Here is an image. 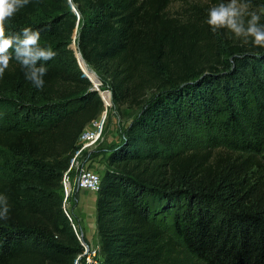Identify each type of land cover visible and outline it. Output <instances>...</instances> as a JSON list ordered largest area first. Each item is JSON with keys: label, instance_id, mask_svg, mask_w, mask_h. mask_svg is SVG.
Masks as SVG:
<instances>
[{"label": "trees", "instance_id": "obj_1", "mask_svg": "<svg viewBox=\"0 0 264 264\" xmlns=\"http://www.w3.org/2000/svg\"><path fill=\"white\" fill-rule=\"evenodd\" d=\"M72 1L79 18L69 0H30L5 22L39 30L56 56L42 90L14 58L0 77V264L83 251L61 177L104 99L70 46L76 25L113 104L138 108L101 171L95 264H264V47L211 30L209 9L228 0L176 14L173 0ZM247 2L264 23V0Z\"/></svg>", "mask_w": 264, "mask_h": 264}, {"label": "clouds", "instance_id": "obj_2", "mask_svg": "<svg viewBox=\"0 0 264 264\" xmlns=\"http://www.w3.org/2000/svg\"><path fill=\"white\" fill-rule=\"evenodd\" d=\"M29 2L30 0H0V77H3L5 69L14 58L24 69L26 79L36 89L42 90L47 68L41 62L53 59L56 52L51 46H40L39 30L24 27L19 33L6 34L5 29V22ZM260 20V14L249 10L247 0H228L227 3L211 7L206 22L214 33L225 28L236 38H243L245 43L251 38L255 46L264 47V23ZM232 63L235 66L234 60ZM8 211L7 197L0 195V219H7Z\"/></svg>", "mask_w": 264, "mask_h": 264}, {"label": "rangeland", "instance_id": "obj_3", "mask_svg": "<svg viewBox=\"0 0 264 264\" xmlns=\"http://www.w3.org/2000/svg\"><path fill=\"white\" fill-rule=\"evenodd\" d=\"M193 1L196 2H213V0H173L168 5V12L171 14L179 13V10L183 7V5H187ZM261 12L264 14V7L261 8ZM75 28V27H74ZM75 30V29H73ZM74 33V31H73ZM73 33L70 41V46L74 47V40H73ZM80 64L82 66L83 72L96 84L100 95L103 96V109L97 115L96 118H102L104 116V121L102 125V133L101 138L97 141L95 145H93L89 149H85L77 156V161L79 165L93 167L98 170L103 171L106 166V157L109 150L118 143L121 138L123 137L124 130L127 128L131 119L136 115L138 112V108L135 107H127L125 105L121 107H117L112 102V98L110 99V88L106 81H104L101 76H96V74L91 73L89 68L83 66L82 61L80 60ZM92 85V82H91ZM97 91V92H98ZM111 97V96H110ZM90 121L87 123L89 124ZM86 124V125H87ZM75 173V171L73 170ZM76 188V187H75ZM69 193L67 198L62 199L63 204L67 212L72 216L71 208L73 207V200L72 194L79 189H75ZM81 190H91V189H83ZM92 191V190H91ZM86 215L85 212H83ZM79 231V230H78ZM80 232V231H79ZM78 233V232H77ZM79 234V233H78ZM88 238L81 239L83 250H86L85 254L81 256L75 264H88L86 262L85 255H89L90 259L97 262V253L96 249L98 246V237L96 231L91 232V234L87 235ZM90 236V237H89Z\"/></svg>", "mask_w": 264, "mask_h": 264}, {"label": "built area", "instance_id": "obj_4", "mask_svg": "<svg viewBox=\"0 0 264 264\" xmlns=\"http://www.w3.org/2000/svg\"><path fill=\"white\" fill-rule=\"evenodd\" d=\"M100 115L98 118H96V116L95 118L91 119L90 123L87 124L78 135L76 148L70 158V163L68 167L62 172L61 183L64 198H66L75 187L97 190L99 186L101 176L100 170L93 167L79 165L77 156L82 153L83 150L91 148L101 138V129L104 121V116L100 118ZM73 170L75 171V173L73 172ZM64 210L68 217L71 219L65 207ZM72 225L74 226L73 222ZM93 250L95 251L96 249ZM85 252L86 250L82 251V256L85 254ZM85 258L88 264L96 263L95 260L92 261L90 259L88 254L85 255Z\"/></svg>", "mask_w": 264, "mask_h": 264}, {"label": "crops", "instance_id": "obj_5", "mask_svg": "<svg viewBox=\"0 0 264 264\" xmlns=\"http://www.w3.org/2000/svg\"><path fill=\"white\" fill-rule=\"evenodd\" d=\"M75 191L72 194L73 207L71 208L72 216L70 215L76 232H79L83 238H88V234L96 231L95 226V201L96 190H81ZM68 197V196H67ZM66 197V198H67ZM86 213V215L83 214ZM79 230V231H78ZM90 237V236H89Z\"/></svg>", "mask_w": 264, "mask_h": 264}, {"label": "water", "instance_id": "obj_6", "mask_svg": "<svg viewBox=\"0 0 264 264\" xmlns=\"http://www.w3.org/2000/svg\"><path fill=\"white\" fill-rule=\"evenodd\" d=\"M69 2H70V5H71V9H72V11L77 15V18H79V16H80L79 10L77 9V7L75 6V4L73 3L72 0H69ZM75 28H76V26H75ZM75 28H74V29H75ZM76 46H77V48H78V43H77V41H76ZM71 48L74 50V53H75V56H76L77 61H78V63H79V66H80L81 70L83 71L82 66H81V64H80V60H79V56H81V57L84 59V57L82 56L81 51L79 50V48H78V50H77L76 47H71ZM83 75H85V76H86V77L92 82V85L89 87V89H90V90H96V91H98V88H97V86L95 85V83L92 81V79H90L86 74H84V72H83ZM109 91H110V95H111V98H112V92H111V90H109ZM98 93H99V91H98ZM99 95H100V93H99ZM100 97H101V95H100ZM101 99H102V97H101ZM102 100H103V99H102ZM78 233H79V232H78ZM78 237H79L80 240L82 239V235H81L80 233H79ZM81 243H82V242H81ZM81 256H82V252L79 253V254L76 256V258H75V260H74V264L77 262V260H78Z\"/></svg>", "mask_w": 264, "mask_h": 264}, {"label": "bare ground", "instance_id": "obj_7", "mask_svg": "<svg viewBox=\"0 0 264 264\" xmlns=\"http://www.w3.org/2000/svg\"><path fill=\"white\" fill-rule=\"evenodd\" d=\"M78 25H79V24H78ZM77 34H78V26L76 25V28H75L74 33H73L74 47H76V48H77V46H76ZM77 50H78V48H77ZM79 60L82 61L83 66H86L87 68H89V70H90L91 73H94V74H96V76H98V74L95 72V70L92 69V68H91V67L85 62V60H84L81 56H79ZM84 74H85V73H84ZM95 85H96V84H95ZM110 96H111V95H110Z\"/></svg>", "mask_w": 264, "mask_h": 264}]
</instances>
